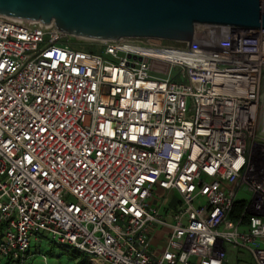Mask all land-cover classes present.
<instances>
[{"label": "built area", "instance_id": "2783aa9c", "mask_svg": "<svg viewBox=\"0 0 264 264\" xmlns=\"http://www.w3.org/2000/svg\"><path fill=\"white\" fill-rule=\"evenodd\" d=\"M263 35L227 53L0 16V263L44 233L101 264H264Z\"/></svg>", "mask_w": 264, "mask_h": 264}, {"label": "water", "instance_id": "95a60500", "mask_svg": "<svg viewBox=\"0 0 264 264\" xmlns=\"http://www.w3.org/2000/svg\"><path fill=\"white\" fill-rule=\"evenodd\" d=\"M0 16L53 24L62 37L235 53L257 50L264 0H0Z\"/></svg>", "mask_w": 264, "mask_h": 264}, {"label": "rangeland", "instance_id": "374dc122", "mask_svg": "<svg viewBox=\"0 0 264 264\" xmlns=\"http://www.w3.org/2000/svg\"><path fill=\"white\" fill-rule=\"evenodd\" d=\"M62 42H64L63 40H61L58 44H61ZM71 47L73 49H77V50H81L83 52H87V53H93V54H101L102 49L100 47H97L95 45H90V44H84V45H80L74 41H71ZM174 71H176V69H174ZM174 82L176 83H183L184 81L182 79H180L179 77H176L174 80ZM157 193H156V197H157ZM160 196H162L161 194H159ZM239 198H246V195L243 192H240L238 195ZM68 200L71 201V197H68ZM172 200L170 199H165L163 202V205L160 209V213H164V211L171 205ZM252 247H255V245H252ZM51 252H53V254L59 255V257H55L54 255H50ZM29 253L33 254L34 258L30 259L31 262H35V261H42V256H44L46 258L47 261L49 262H55L57 261V264H80V259L82 258L81 256H77L76 258H72L69 254L67 253H63L60 246L54 242H52L50 240V238L48 237V235L44 234V233H39L37 235V240L36 241H32L30 244V249H29ZM63 253V254H61ZM44 254V255H42ZM234 256L231 255V260L232 263L231 264H252L251 259L245 257V259H241L240 257H237L236 260L237 262L234 263ZM29 262V261H28ZM3 264V263H2Z\"/></svg>", "mask_w": 264, "mask_h": 264}, {"label": "crops", "instance_id": "0c3cea01", "mask_svg": "<svg viewBox=\"0 0 264 264\" xmlns=\"http://www.w3.org/2000/svg\"><path fill=\"white\" fill-rule=\"evenodd\" d=\"M59 245V244H58ZM59 246H62V247H66V248H68V249H70L68 246H65V245H59ZM72 249V248H71ZM79 254H81V255H83L84 257H86L87 258V260H88V264H101V262L100 261H98V260H94V259H92L91 257H89V256H87V255H85V254H82V253H80V252H78ZM61 254H63V253H61ZM42 255H44V254H42ZM50 255H54L55 257H59L60 256V254L59 255H56V254H53V252H51V254ZM34 256V255H33ZM31 257L30 259H33L34 257ZM42 257H44V256H42ZM29 259V262H28V264H57V261H55V262H49V261H45V262H43V261H33V262H31V260ZM0 264H2V263H0Z\"/></svg>", "mask_w": 264, "mask_h": 264}, {"label": "trees", "instance_id": "16d2710c", "mask_svg": "<svg viewBox=\"0 0 264 264\" xmlns=\"http://www.w3.org/2000/svg\"><path fill=\"white\" fill-rule=\"evenodd\" d=\"M61 250L63 253H67L69 254L72 258H76L77 256H81L82 258L80 259V264H88V260L86 257H84L83 255L79 254L78 251L74 250V249H68L66 247H62L60 246Z\"/></svg>", "mask_w": 264, "mask_h": 264}]
</instances>
